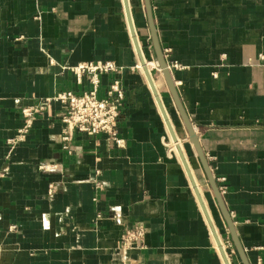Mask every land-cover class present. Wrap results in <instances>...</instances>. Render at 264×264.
I'll return each instance as SVG.
<instances>
[{"label": "crops", "instance_id": "crops-1", "mask_svg": "<svg viewBox=\"0 0 264 264\" xmlns=\"http://www.w3.org/2000/svg\"><path fill=\"white\" fill-rule=\"evenodd\" d=\"M149 4L242 255L264 264V0ZM128 5L143 57L154 59L144 0ZM138 60L123 0H0V264H223L208 219L230 264H244L194 148L180 143L187 132L161 72L155 89L208 219L144 73L132 69ZM88 61L124 68L99 78V96L112 78L123 88V145L75 134L63 149L52 102L8 146L23 109L90 88L67 70ZM127 229L142 230L140 244L122 246Z\"/></svg>", "mask_w": 264, "mask_h": 264}, {"label": "built area", "instance_id": "built-area-1", "mask_svg": "<svg viewBox=\"0 0 264 264\" xmlns=\"http://www.w3.org/2000/svg\"><path fill=\"white\" fill-rule=\"evenodd\" d=\"M76 79L85 76L90 88L80 93L61 91L39 101L33 109H23L24 123L17 134L7 140L8 146L22 142L32 128L33 120L38 113L48 109L52 102L58 103L60 111L58 121L61 125L60 141L62 148L69 150L73 135L94 136L102 134L117 146L123 145L118 137V120L122 109L124 91L117 78L108 83L104 96H99V78L101 75L119 74L123 68L111 61H88L67 67ZM13 227H11L12 229ZM141 229H127L121 238L123 247H131L141 242Z\"/></svg>", "mask_w": 264, "mask_h": 264}, {"label": "water", "instance_id": "water-1", "mask_svg": "<svg viewBox=\"0 0 264 264\" xmlns=\"http://www.w3.org/2000/svg\"><path fill=\"white\" fill-rule=\"evenodd\" d=\"M123 4H124V9H125V15H126V19H127V24H128V29H129V33H130V36L132 38V41H133V44L135 46V50H136V53L138 55V59L141 63V65L143 66V71H144V74H145V78L147 80V82L149 83L150 87H151V90H152V93L156 99V102H157V105L159 106L160 108V111L162 113V116H163V121L167 127V130H168V133L171 137V139L173 140V142L176 140V137H175V134H174V131L169 123V119L167 118V115H166V112L160 102V99L154 89V87L152 86V80H151V73L147 70V68L145 67L144 65V59H143V54L140 50V47H139V44H138V41H137V38L135 36V33H134V28H133V22L131 20V16H130V11H129V5H128V0H123ZM144 5H145V11H146V18H147V24H148V27H149V31H150V35H151V39H152V44H153V47H154V51H155V58H156V62H157V65L160 69V72L165 80V83L175 101V104H176V107L179 111V114L183 120V124L185 126V129H186V132H187V137L186 139H183L182 142H185L187 140H189V142L191 143L192 147L194 148L195 152H196V155L198 156L199 160H200V163L206 173V176H207V179L209 181V184L211 186V189H212V192L219 204V207L223 213V216H224V219L227 223V226L230 230V233H231V236H232V239L235 243V246L237 248V251L238 253L241 255V258H242V261L244 264H247L246 261H245V258L243 257L242 255V251H241V247L237 241V238L235 236V233H234V230H233V227H232V223L230 221V218L228 216V213L225 211V208L223 206V202H222V199H221V195L219 193V190L215 184V181L211 175V172L209 170V167H208V164H207V161H206V158L204 157L200 147H199V144H198V140H197V135L195 134L194 132V129L191 125V123L189 122V120L187 119V116L185 115L179 101H178V98H177V95H176V92H175V88H174V85H173V80L171 78V75H170V71H169V68L167 66V63L164 59V56H163V53L161 52L160 48H159V45H158V42H157V37H156V32H155V28H154V25H153V19H152V15H151V8H150V4H149V0H144ZM177 151H178V155L180 157V160L182 162V165L185 169V172L187 174V177L191 183V186L194 190V193L196 195V198L197 200L199 201V204L201 205V209L202 211L204 212L206 218L208 219V216H207V213L205 211V208L203 207V204H202V201H201V198L197 192V189H196V186L195 184L193 183V180L191 178V175L189 174V171H188V167H187V164H186V161L183 157V153L181 151V149L177 146ZM208 222H209V219H208ZM210 224V222H209ZM211 225V224H210ZM211 227V226H210ZM211 232L214 236V238L216 239L217 241V245H218V249L220 251V254L222 256V259L223 261L225 262V264H229L227 262V259L224 255V252L223 250L221 249V246H220V243L217 239V235L215 232H213V229L211 227Z\"/></svg>", "mask_w": 264, "mask_h": 264}, {"label": "bare ground", "instance_id": "bare-ground-1", "mask_svg": "<svg viewBox=\"0 0 264 264\" xmlns=\"http://www.w3.org/2000/svg\"><path fill=\"white\" fill-rule=\"evenodd\" d=\"M130 16H131V14H130ZM125 17H126V15H125ZM131 20H132V18H131ZM133 22V21H132ZM133 28H134V26H133ZM134 33H135V29H134ZM136 36V35H135ZM131 40H132V38H131ZM132 44H133V41H132ZM139 44V43H138ZM133 47H134V49H135V46H134V44H133ZM140 47V46H139ZM136 51V50H135ZM143 59H144V57H143ZM139 61V60H138ZM139 63V66H140V68H141V70H142V72L144 73V71H143V66L141 65V63H140V61L138 62ZM144 65H145V67L147 68V70L149 71V69H148V67H150L151 65H149V64H146V61H145V59H144ZM144 76H145V74H144ZM146 79V78H145ZM151 80H152V86L154 87V89H155V85H154V82H153V78H152V76H151ZM147 81V80H146ZM148 83V82H147ZM148 86H149V89H150V91H151V93H152V90H151V87H150V85H149V83H148ZM155 91H156V93H157V95H158V97H159V94H158V92H157V90L155 89ZM152 95H153V93H152ZM153 97H154V95H153ZM159 99H160V97H159ZM154 100H155V103H156V105H157V102H156V99H155V97H154ZM160 102H161V100H160ZM162 104V103H161ZM162 106H163V104H162ZM157 107H158V109H159V112H160V114H161V116H162V113H161V111H160V108H159V106L157 105ZM164 108V107H163ZM164 110H165V108H164ZM166 112V111H165ZM166 115H167V113H166ZM167 118H168V116H167ZM162 119H163V116H162ZM169 119V118H168ZM169 123H170V125H171V122H170V120H169ZM166 126V125H165ZM171 127H172V125H171ZM172 129H173V127H172ZM172 140V139H171ZM172 142H173V140H172ZM178 142L179 141H177V139L173 142L174 144H175V149L177 150V146L181 149V147L178 145ZM180 143H182V142H180ZM182 151V150H181ZM183 153V152H182ZM177 154H178V151H177ZM179 156V155H178ZM183 157H184V159H185V161H186V158H185V156H184V154H183ZM180 158V157H179ZM186 164H187V162H186ZM187 167H188V165H187ZM188 171H189V168H188ZM191 173H193V172H191ZM191 173H190V171H189V174L191 175ZM192 176H193V174H192ZM192 176H191V178H192ZM194 179V181H195V183H194V181H193V183L194 184H196V186H197V188H198V190H199V192H200V189H199V187H198V185H197V182H196V180H195V178H194V176H193V178H192V180ZM196 188V189H197ZM198 190H197V192H198ZM199 192H198V194H199ZM199 196H200V194H199ZM200 198H201V196H200ZM197 200V199H196ZM201 201H202V199H201ZM199 202V201H198ZM202 204H203V201H202ZM201 206V205H200ZM203 207L205 208V206H204V204H203ZM206 210V209H205ZM210 222V221H209ZM210 226L212 227V229H213V232H215L216 233V231H215V228L213 227V225H212V223L210 222ZM211 234H212V232H211ZM217 235V234H216ZM212 237H213V240L215 241V243H216V246H217V249H218V245H217V241H216V239L214 238V236H213V234H212ZM217 239H218V235H217ZM219 241V240H218ZM219 243H220V246L222 245L223 246V244H221L222 243V241L220 242L219 241ZM222 246H221V249L223 250V248H222ZM225 249V248H224ZM218 251H219V249H218ZM226 251V250H225ZM225 251L223 250V252H224V255H225V257H226V259H227V262L230 264V262H229V259H228V256H227V253H225ZM219 255H220V257H221V260H222V262H223V264H225V262L223 261V259H222V256H221V254H220V251H219Z\"/></svg>", "mask_w": 264, "mask_h": 264}, {"label": "rangeland", "instance_id": "rangeland-1", "mask_svg": "<svg viewBox=\"0 0 264 264\" xmlns=\"http://www.w3.org/2000/svg\"><path fill=\"white\" fill-rule=\"evenodd\" d=\"M167 55V52L164 54L163 53V56L165 57ZM145 61L147 62L146 64H149V65H151L150 67H148V69H149V72L151 73V76H152V78H154V79H156V78H161L160 77V69H159V67H158V65H157V62H156V58L154 57V59H145ZM167 66H168V68H169V71H171V68H172V66H175V67H180L179 65H177L176 63H172V64H168L167 63ZM120 67H122V66H120ZM123 68V67H122ZM124 69V68H123ZM132 69H137V70H141L140 69V67L136 64V65H134L133 67H132ZM191 145V144H190ZM192 146V145H191ZM182 147H183V149H184V152L186 153V154H188L187 153V150H188V147L182 142ZM173 152V151H172ZM175 154V153H174ZM185 157H186V155H185ZM187 159V158H186ZM187 162H188V160H187ZM188 164H189V162H188ZM218 240L220 241V239H219V237H218ZM221 242V241H220ZM223 243H221V244H223V247L225 248V250H226V248H227V245H226V242H224V241H222ZM231 253H232V251H231ZM227 256H228V259H230V257H229V255L227 254Z\"/></svg>", "mask_w": 264, "mask_h": 264}]
</instances>
